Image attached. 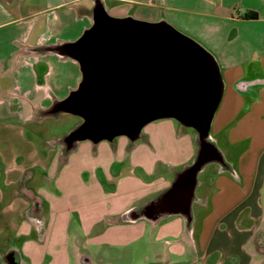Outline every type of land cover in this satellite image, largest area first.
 Segmentation results:
<instances>
[{"label":"crops","instance_id":"crops-1","mask_svg":"<svg viewBox=\"0 0 264 264\" xmlns=\"http://www.w3.org/2000/svg\"><path fill=\"white\" fill-rule=\"evenodd\" d=\"M95 1L0 0V235L18 242L14 264H264V84L237 89L264 78V0H99L110 16L195 36L219 66L209 139L224 164L197 180L190 222L144 213L197 155L195 130L178 121L69 151L73 130L53 140L37 128L42 152L23 137L22 122L80 85L79 62L60 52L92 25Z\"/></svg>","mask_w":264,"mask_h":264},{"label":"water","instance_id":"water-1","mask_svg":"<svg viewBox=\"0 0 264 264\" xmlns=\"http://www.w3.org/2000/svg\"><path fill=\"white\" fill-rule=\"evenodd\" d=\"M92 20L75 48L62 47L60 52L79 62L83 90L71 105L56 103L46 113L67 112L71 106L83 118L74 134L65 137L66 151L86 139L97 143L124 135L134 141L144 125L161 118L193 128L198 146L195 160L144 209L150 217L182 214L190 222L198 172L211 161L224 164L209 139L224 89L216 59L170 24L110 16L99 0ZM244 88L237 86L240 91Z\"/></svg>","mask_w":264,"mask_h":264},{"label":"rangeland","instance_id":"rangeland-1","mask_svg":"<svg viewBox=\"0 0 264 264\" xmlns=\"http://www.w3.org/2000/svg\"><path fill=\"white\" fill-rule=\"evenodd\" d=\"M177 30L180 31L179 29H177ZM180 32H182V31H180ZM184 32H182V33L191 37V38L195 37V36L192 37L191 35H188L189 33L186 34ZM37 116H38L37 117L38 119L36 121L35 120L34 121L28 120L26 122H22L20 124V126H21L23 133H24L23 137L24 138L27 137L30 140H32L34 142L35 148L38 151L41 150V152L45 149V147H47L48 149H49V147L46 145L47 143L45 144V147H44L41 144L39 138L37 136H34V131L38 132L39 127L42 130V132H45L47 134H51V137H53V135L55 133H60L62 130H71V131L75 130L83 122V118L81 116L76 115V114H72L69 112H65V111H61V112H58L56 114H48L46 112L38 113ZM44 116H46V117H44ZM161 119H164V118H161ZM156 120H158V119H156ZM46 128H48V129H46ZM187 129L194 132V129L191 127H187ZM56 139H58V137L54 136L53 140H56ZM18 141H20V140H18ZM16 164H18V165L21 164V161H18ZM216 167H217V164H215V163H212V162L207 163L204 166V170L202 169V171H200L198 173L197 180L198 181L204 180L205 177H207V175L209 173H211L212 170H215ZM3 168H4V165H3V163L0 162V173H1V169H3ZM2 208H3V206L1 207V209ZM5 217H6V212L2 213L0 210V223H2V221L4 223ZM5 227L6 226L4 225L2 228V225H0V228H2V229H4ZM17 243L18 242H17V240L15 241V237H14L13 232L9 231V233H5V234L0 235V261L1 262L3 261L2 264H7L5 262L6 259L4 257V254L7 253V251L10 250L11 248L15 247L14 245H16ZM82 251H84V250L82 249ZM93 264H98V263L95 262Z\"/></svg>","mask_w":264,"mask_h":264},{"label":"trees","instance_id":"trees-1","mask_svg":"<svg viewBox=\"0 0 264 264\" xmlns=\"http://www.w3.org/2000/svg\"><path fill=\"white\" fill-rule=\"evenodd\" d=\"M80 41V38H78L75 42H72V43H68L66 47L68 48H75V46L79 43ZM263 81V78L261 79H254V80H249V81H246V80H241L237 83V86H240L241 84H250V83H257V82H261ZM83 90V82H80V85L78 86V88L76 90H73L69 93V95L64 98L63 100H61L60 102H57L56 105H63L65 104L66 102L69 103V105L72 104V102L75 100L76 98V95L78 94V92L82 91ZM69 113H72V114H76V115H79L80 113H78V111L74 108H72L71 106L68 107V111ZM81 116V115H79ZM74 132H71L70 135H73ZM68 137V136H67Z\"/></svg>","mask_w":264,"mask_h":264},{"label":"flooded vegetation","instance_id":"flooded-vegetation-1","mask_svg":"<svg viewBox=\"0 0 264 264\" xmlns=\"http://www.w3.org/2000/svg\"><path fill=\"white\" fill-rule=\"evenodd\" d=\"M4 257L6 259L5 261H7L6 262L7 264H14L17 262L16 257H14V255H13V252L8 251V253H6V255H4Z\"/></svg>","mask_w":264,"mask_h":264}]
</instances>
